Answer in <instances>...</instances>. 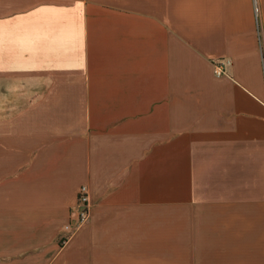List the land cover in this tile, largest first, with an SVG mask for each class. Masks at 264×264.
I'll return each instance as SVG.
<instances>
[{
    "label": "crops",
    "instance_id": "obj_1",
    "mask_svg": "<svg viewBox=\"0 0 264 264\" xmlns=\"http://www.w3.org/2000/svg\"><path fill=\"white\" fill-rule=\"evenodd\" d=\"M0 264H264V0H0Z\"/></svg>",
    "mask_w": 264,
    "mask_h": 264
},
{
    "label": "built area",
    "instance_id": "obj_2",
    "mask_svg": "<svg viewBox=\"0 0 264 264\" xmlns=\"http://www.w3.org/2000/svg\"><path fill=\"white\" fill-rule=\"evenodd\" d=\"M257 12L255 13V19H256V24H257V30H259L258 27V20H257ZM228 62L227 60L220 61L216 63V69L215 72L217 75L222 74L223 70V64ZM76 206H77V219L78 223H83L85 222L88 217H89V199H88V193L85 185H82L79 189L78 195H77V201H76Z\"/></svg>",
    "mask_w": 264,
    "mask_h": 264
},
{
    "label": "rangeland",
    "instance_id": "obj_3",
    "mask_svg": "<svg viewBox=\"0 0 264 264\" xmlns=\"http://www.w3.org/2000/svg\"><path fill=\"white\" fill-rule=\"evenodd\" d=\"M257 20H258V17H257Z\"/></svg>",
    "mask_w": 264,
    "mask_h": 264
}]
</instances>
